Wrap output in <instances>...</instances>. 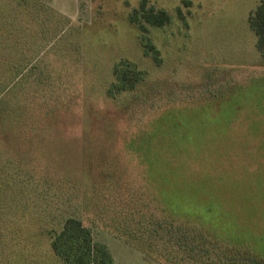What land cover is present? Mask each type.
<instances>
[{
  "label": "rangeland",
  "instance_id": "1",
  "mask_svg": "<svg viewBox=\"0 0 264 264\" xmlns=\"http://www.w3.org/2000/svg\"><path fill=\"white\" fill-rule=\"evenodd\" d=\"M258 3L149 0L170 16L146 24L157 64L128 20L138 0H0V264H63L47 231L68 214L112 264H168L156 237L137 241L127 223L137 207L146 218L151 191L264 259V54L247 24ZM121 60L145 78L110 99ZM47 108L48 169L84 180V208L53 185L47 198L42 137L20 136ZM23 172L42 185L20 183Z\"/></svg>",
  "mask_w": 264,
  "mask_h": 264
},
{
  "label": "trees",
  "instance_id": "2",
  "mask_svg": "<svg viewBox=\"0 0 264 264\" xmlns=\"http://www.w3.org/2000/svg\"><path fill=\"white\" fill-rule=\"evenodd\" d=\"M128 20L130 23L136 24L143 33L144 55H150L158 64L160 61L159 51L145 35L148 32L146 24L151 27H162L170 21L168 13L149 5V0H138L137 7L128 14ZM247 24L256 36V48L264 54V0H259L256 7L248 13ZM144 74L145 72L138 69L136 64L131 61L121 60L117 62L112 69L113 80L106 88V96L110 99H116L118 94L136 90L144 80ZM50 112L47 108L42 116L44 121L36 123L34 127L32 125L25 126L20 136L28 137L26 139L28 146L42 137V147H40L39 153L42 157V163H40L42 166L41 181L47 183L46 188L49 190V194H46L47 198H49L51 185H53L58 194L67 198L66 193H70L71 200L73 197L77 198L84 208L86 200L89 203L88 190L86 187L84 188L83 184L84 180L79 179V177L76 178L73 175L74 172L70 170L53 172L48 169L49 160L42 150L46 149L44 144L48 143L50 134H54L56 131L52 122L57 119V115L54 116V113L50 115ZM36 160H38L37 157ZM103 173L104 176H107L106 178H110L112 172ZM16 175H18L20 183L29 181L35 188L37 185H42L32 176L29 178L27 173L24 174L23 172ZM105 181L107 180L105 179ZM46 183L44 184L46 185ZM68 186L71 192L68 190ZM148 195L151 198L145 206H147L146 209L149 214L143 218L140 207H137L139 215L136 214V217L127 216V218L131 217L127 223L132 226V238L135 240L138 238L137 241L141 242V239L147 236L156 237L160 251L167 255H165V260L169 262L168 264H184L181 262L206 264L208 260L210 261L209 264H225L227 261L231 264L232 262L240 264L239 262L244 259L245 264H264L263 258L250 256L246 249L239 248L235 244H229L227 239L218 236L215 230L197 221L196 218L182 213L177 214L159 194L156 195L151 191V193L148 192ZM134 202L136 203L135 200ZM150 202L153 205L151 210H149ZM47 234L53 254L63 264H112V258L107 248L103 244L93 241L90 228L84 225L82 218L77 214L64 216L59 228H51Z\"/></svg>",
  "mask_w": 264,
  "mask_h": 264
}]
</instances>
